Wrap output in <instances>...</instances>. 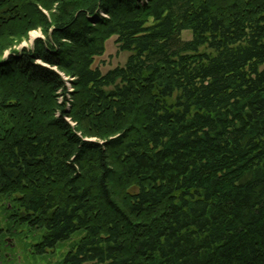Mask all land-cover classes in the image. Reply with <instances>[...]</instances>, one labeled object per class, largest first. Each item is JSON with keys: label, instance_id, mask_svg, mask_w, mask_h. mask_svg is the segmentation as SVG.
Returning <instances> with one entry per match:
<instances>
[{"label": "trees", "instance_id": "obj_1", "mask_svg": "<svg viewBox=\"0 0 264 264\" xmlns=\"http://www.w3.org/2000/svg\"><path fill=\"white\" fill-rule=\"evenodd\" d=\"M113 37L131 56L103 74ZM8 51L0 204L37 254L264 264V0H0Z\"/></svg>", "mask_w": 264, "mask_h": 264}, {"label": "rangeland", "instance_id": "obj_2", "mask_svg": "<svg viewBox=\"0 0 264 264\" xmlns=\"http://www.w3.org/2000/svg\"><path fill=\"white\" fill-rule=\"evenodd\" d=\"M38 38H43L42 33L40 31L32 32L29 41H24L15 47V50L18 52L23 49H31L34 41ZM182 39L184 41L192 40V33L184 32ZM117 40V37L110 39L106 44L104 55L96 59L95 68H98L103 74L118 67H124L131 56V53L120 50ZM9 54L10 51L6 52L0 60L4 61ZM64 80L67 89L72 91L70 88L72 80L68 78H64ZM3 204H0V227L5 231L2 264H63L66 255L82 237L80 234L75 235L71 240L59 244L54 250L39 255L36 252V246L40 243L42 233L28 227L12 228L8 220L7 209Z\"/></svg>", "mask_w": 264, "mask_h": 264}]
</instances>
